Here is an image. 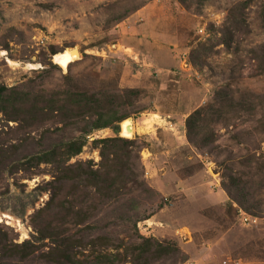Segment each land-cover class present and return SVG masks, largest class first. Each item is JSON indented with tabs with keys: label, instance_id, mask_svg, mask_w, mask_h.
I'll return each mask as SVG.
<instances>
[{
	"label": "rangeland",
	"instance_id": "obj_1",
	"mask_svg": "<svg viewBox=\"0 0 264 264\" xmlns=\"http://www.w3.org/2000/svg\"><path fill=\"white\" fill-rule=\"evenodd\" d=\"M73 48L80 56L67 68L54 63V52ZM263 59L264 0L0 1V85L27 83L48 97L68 86L136 92L116 114L129 115L135 132L124 137L121 122L118 136L141 145L143 178L154 194L105 208L97 225L116 220L114 234L126 236L136 222L141 236L179 248L154 264H264ZM223 89L234 104L214 126V142L196 146L187 119ZM22 125L0 114V214L18 220L3 218L0 227L17 243L36 240V228L53 219L34 218L53 177L29 157L81 136L78 128L57 130L53 120ZM116 136L94 131L68 163L97 168L94 140ZM125 215L132 220L123 224ZM71 234L87 240L91 230ZM35 242L37 252L23 264H54L41 256L51 240Z\"/></svg>",
	"mask_w": 264,
	"mask_h": 264
},
{
	"label": "trees",
	"instance_id": "obj_2",
	"mask_svg": "<svg viewBox=\"0 0 264 264\" xmlns=\"http://www.w3.org/2000/svg\"><path fill=\"white\" fill-rule=\"evenodd\" d=\"M261 62L264 70V59ZM51 65L58 68L52 62ZM65 78L71 83L70 76ZM135 94L132 90L91 91L68 86L55 89L48 97L44 89L37 91L27 83L13 87L0 85V114L8 122H18L30 129L53 120L59 131L78 128L81 132V136L62 140L29 157L27 162L34 167L49 166L53 177L47 183L50 198L34 218L52 214L53 219L36 228V240L22 243L10 239L9 231L0 227V264H23L37 252L39 246L35 241L46 239L52 244L41 256L54 264H154L180 251L173 243L141 236L136 222L126 236L114 234L120 225L116 220L102 227L97 225L105 208L134 200L137 195L149 197L154 194L143 178L141 145L137 140L118 136L120 123L129 115L118 116L117 109L131 104L130 99ZM234 100V93L223 89L210 105L194 111L186 122L190 142L199 147L212 144L214 126L220 123ZM106 128L117 136L94 140L101 155L97 168L92 161L68 163L82 152L89 134ZM5 154L0 151V157L5 158ZM118 220L125 224L132 219L125 215ZM82 226L91 230L87 240L71 234L72 229ZM86 250L88 253L83 261L79 255Z\"/></svg>",
	"mask_w": 264,
	"mask_h": 264
},
{
	"label": "bare ground",
	"instance_id": "obj_3",
	"mask_svg": "<svg viewBox=\"0 0 264 264\" xmlns=\"http://www.w3.org/2000/svg\"><path fill=\"white\" fill-rule=\"evenodd\" d=\"M79 51L76 48L73 49H66L63 52H60L58 54H56L53 59L54 62H56L57 64H59L60 66H62L63 68H66L67 65L74 61L75 59H77L79 57ZM146 122V121H145ZM121 132L122 135L124 137H132L134 132H135V128H134V122L131 119H126L121 123ZM6 218L9 220H13L15 222V224H18V220L14 219L13 217H11L8 214H0V220Z\"/></svg>",
	"mask_w": 264,
	"mask_h": 264
},
{
	"label": "built area",
	"instance_id": "obj_4",
	"mask_svg": "<svg viewBox=\"0 0 264 264\" xmlns=\"http://www.w3.org/2000/svg\"><path fill=\"white\" fill-rule=\"evenodd\" d=\"M243 221L247 222V223H254V222H256V218L248 217V216L245 215L243 217Z\"/></svg>",
	"mask_w": 264,
	"mask_h": 264
},
{
	"label": "water",
	"instance_id": "obj_5",
	"mask_svg": "<svg viewBox=\"0 0 264 264\" xmlns=\"http://www.w3.org/2000/svg\"><path fill=\"white\" fill-rule=\"evenodd\" d=\"M79 56H80V55H79ZM78 58H79V57H78ZM72 62H73V61H72ZM72 62H70V63H72ZM54 63H56V62H54ZM70 63H69V64H70ZM56 64H57V63H56ZM69 64L67 65V67L69 66ZM58 65H59V64H58ZM61 67H62V66H61ZM67 67H66V68H67ZM128 119H131V118H128ZM131 120H132V119H131Z\"/></svg>",
	"mask_w": 264,
	"mask_h": 264
}]
</instances>
